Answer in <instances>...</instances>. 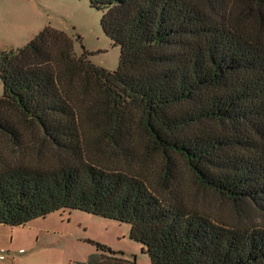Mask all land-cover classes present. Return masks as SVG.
I'll return each mask as SVG.
<instances>
[{
	"label": "trees",
	"instance_id": "trees-1",
	"mask_svg": "<svg viewBox=\"0 0 264 264\" xmlns=\"http://www.w3.org/2000/svg\"><path fill=\"white\" fill-rule=\"evenodd\" d=\"M89 2L117 71L50 27L1 55L0 225L77 210L152 264H264V0ZM96 245L88 264H136Z\"/></svg>",
	"mask_w": 264,
	"mask_h": 264
},
{
	"label": "rangeland",
	"instance_id": "rangeland-1",
	"mask_svg": "<svg viewBox=\"0 0 264 264\" xmlns=\"http://www.w3.org/2000/svg\"><path fill=\"white\" fill-rule=\"evenodd\" d=\"M103 15L89 0H0V58L50 27L72 40L77 56L87 53L93 65L117 71L121 48L104 33ZM3 92L0 79V97ZM178 182L192 187L193 179L183 167ZM194 200L229 217V209L209 193L198 192ZM96 244L123 253L117 257L130 262L152 264L143 246L131 239V225L77 210H61L22 227L0 225V264H88L101 253Z\"/></svg>",
	"mask_w": 264,
	"mask_h": 264
}]
</instances>
